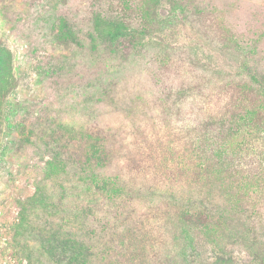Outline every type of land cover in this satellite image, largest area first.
Here are the masks:
<instances>
[{
    "label": "rangeland",
    "instance_id": "1",
    "mask_svg": "<svg viewBox=\"0 0 264 264\" xmlns=\"http://www.w3.org/2000/svg\"><path fill=\"white\" fill-rule=\"evenodd\" d=\"M0 264H264V0H0Z\"/></svg>",
    "mask_w": 264,
    "mask_h": 264
},
{
    "label": "trees",
    "instance_id": "2",
    "mask_svg": "<svg viewBox=\"0 0 264 264\" xmlns=\"http://www.w3.org/2000/svg\"><path fill=\"white\" fill-rule=\"evenodd\" d=\"M116 25H117V31L120 30V32H122L123 30H125V27L123 26V24L120 21H116ZM258 172L256 173H249V176H247L248 179H257L258 177ZM242 182H245V180H242Z\"/></svg>",
    "mask_w": 264,
    "mask_h": 264
}]
</instances>
